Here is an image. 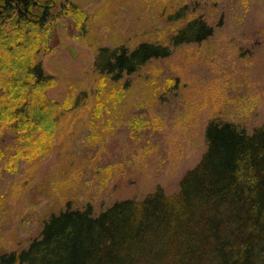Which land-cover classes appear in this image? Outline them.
I'll return each mask as SVG.
<instances>
[{
  "label": "rangeland",
  "instance_id": "rangeland-1",
  "mask_svg": "<svg viewBox=\"0 0 264 264\" xmlns=\"http://www.w3.org/2000/svg\"><path fill=\"white\" fill-rule=\"evenodd\" d=\"M71 1L87 13L84 27L62 17L39 60L54 78L51 98L86 94L62 112L50 141L41 140L12 170L5 162L13 135H0L8 153L0 159V252L24 246L50 212L68 205L90 203L98 212L156 185L175 190L205 149L211 117L247 129L264 120V0ZM172 7H183V19L203 16L211 35L170 46L167 56L124 78L120 90L103 89L94 48L168 43L176 23L165 12Z\"/></svg>",
  "mask_w": 264,
  "mask_h": 264
},
{
  "label": "trees",
  "instance_id": "trees-1",
  "mask_svg": "<svg viewBox=\"0 0 264 264\" xmlns=\"http://www.w3.org/2000/svg\"><path fill=\"white\" fill-rule=\"evenodd\" d=\"M165 16L176 23L168 43L143 39L132 47L121 41L94 48L103 89L120 90L124 78L167 56L170 46L213 31L201 15L183 19V7ZM62 17L83 28L87 13L71 0H0V135H13L14 152L5 162L11 170L41 140L50 141L62 112L86 94L61 102L49 96L54 78L39 53L51 48ZM204 138L201 157L175 190L156 185L98 212L90 203L50 212L24 246L0 252V264H264V120L247 129L211 117ZM7 154L0 149V159Z\"/></svg>",
  "mask_w": 264,
  "mask_h": 264
}]
</instances>
